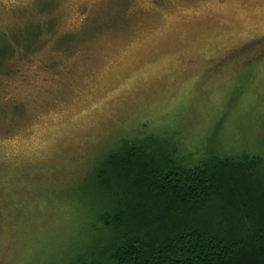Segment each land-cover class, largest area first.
<instances>
[{
    "label": "rangeland",
    "instance_id": "obj_1",
    "mask_svg": "<svg viewBox=\"0 0 264 264\" xmlns=\"http://www.w3.org/2000/svg\"><path fill=\"white\" fill-rule=\"evenodd\" d=\"M150 138L263 173L264 0H0V264L84 257L94 172Z\"/></svg>",
    "mask_w": 264,
    "mask_h": 264
},
{
    "label": "trees",
    "instance_id": "obj_2",
    "mask_svg": "<svg viewBox=\"0 0 264 264\" xmlns=\"http://www.w3.org/2000/svg\"><path fill=\"white\" fill-rule=\"evenodd\" d=\"M157 140L122 139L94 172L96 238L71 264H264L257 155L194 166Z\"/></svg>",
    "mask_w": 264,
    "mask_h": 264
},
{
    "label": "snow or ice",
    "instance_id": "obj_3",
    "mask_svg": "<svg viewBox=\"0 0 264 264\" xmlns=\"http://www.w3.org/2000/svg\"><path fill=\"white\" fill-rule=\"evenodd\" d=\"M240 53H237V55H239Z\"/></svg>",
    "mask_w": 264,
    "mask_h": 264
}]
</instances>
